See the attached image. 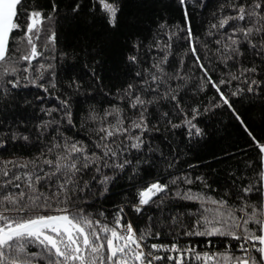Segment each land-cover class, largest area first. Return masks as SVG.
Listing matches in <instances>:
<instances>
[{
    "label": "snow or ice",
    "instance_id": "6c2138e0",
    "mask_svg": "<svg viewBox=\"0 0 264 264\" xmlns=\"http://www.w3.org/2000/svg\"><path fill=\"white\" fill-rule=\"evenodd\" d=\"M175 2L182 23L161 22L149 44L139 37L130 41L125 60L134 69L133 80L116 96L122 106L112 104L102 113L87 114L86 122L96 125L94 141L65 135L61 121L73 128L75 124L68 101L61 100L60 107L41 110L50 118L37 126V141L47 139L44 151L23 161L0 160V264H264V143L236 107L264 97V0H224L218 8L223 14L213 13L214 22L205 31L210 39L203 40L194 31L190 7L203 8L206 0ZM59 7L58 0H48L46 14L37 0H0V95L6 85L20 87L21 74L44 92L56 87L54 75L48 85L40 83L54 67L40 61L57 42L49 24ZM70 10L73 19L86 10L116 29L122 9L121 0H73ZM181 48L185 51L176 60ZM189 55L198 73L193 89L212 92L203 108L185 104L193 79L184 72L183 57ZM217 109L229 114L255 149V159L247 165L248 178L233 179L231 188L218 192L202 176L168 175L135 188L132 199L115 209L111 221L104 211L96 216L85 211L88 201L80 193L98 185V196L104 197L117 175L129 180L141 175L142 165L151 161L147 153L159 152L163 158L159 149L149 146L147 136L153 131L163 127L198 143L208 136L199 118ZM53 113H61L60 119ZM10 138L30 142L23 134L12 133ZM4 147L6 142L0 139V148ZM197 182L214 195L180 187ZM166 199L198 207L182 213L183 219L170 218L182 231H168L169 243L150 242L164 235L159 221L149 216L146 227L134 226L125 209L138 217V223L144 222V211L161 209ZM195 237L204 238L208 250L198 251V243L191 239ZM180 238L189 239L181 244ZM217 243L223 250H217Z\"/></svg>",
    "mask_w": 264,
    "mask_h": 264
},
{
    "label": "trees",
    "instance_id": "16d2710c",
    "mask_svg": "<svg viewBox=\"0 0 264 264\" xmlns=\"http://www.w3.org/2000/svg\"><path fill=\"white\" fill-rule=\"evenodd\" d=\"M58 2L60 4L58 14L55 15L54 22L49 24L58 39L54 47L45 51V58L40 61L54 65L51 72L44 74L45 78L40 83L48 85L54 75L56 87L49 86L48 92H44L43 89L32 86L29 81L23 80V74H21L20 87L11 89L10 86H5L7 91L0 95V139L5 140L6 147L0 148V160L23 161L36 157L44 151L42 145L47 143V139L41 138L39 142L37 141V126L41 121L50 118L41 110L60 107L61 100L68 101L75 124L73 128L67 125L66 121H61L65 135L94 141L96 125L86 122L87 114L93 111L102 113L112 104L122 106V102L116 99V96L133 80L134 69L125 60L126 55L130 54V41L139 37L145 44H149L161 22L167 21L171 25L181 22V12L175 0H121L122 10L116 29H110L102 19L88 15L86 10L81 11L79 16L73 19L70 10L73 0H58ZM37 3L46 8L47 14L48 0H37ZM222 3L224 0H206V6L203 8L190 7V11L195 13L192 18L194 31L202 40L210 39L205 37V31L209 24L214 22L213 13L223 14L218 11ZM38 50H42L39 45ZM184 51L185 49L181 48L175 59L179 60ZM151 54L156 53L153 51ZM183 59L184 72L193 77L188 84L189 91L185 97V104H199L203 108L208 104L212 92L201 93L193 89L198 73L192 68L190 55L184 56ZM93 70L95 76L92 75ZM239 86L244 87V85ZM252 99L254 101L252 104L237 103L236 107L245 115L256 138L264 143L262 139L264 138V119H262L264 97L257 96ZM60 115L61 113H53L56 119H60ZM173 119L176 121L177 118L173 117ZM199 119L200 126L206 129L208 136L198 143L195 140L188 142L176 133L170 134L163 127L159 132L153 131L147 136L150 141L149 146L159 149L163 153V158L159 152L147 153L151 161L142 165L141 175L133 180H129L126 175H117L109 184V192L104 197L98 196V185L93 187L91 192L80 193L88 201L83 204L85 211L92 213L93 216L99 211H104L107 219L111 221L115 209L126 205L132 199L135 188L168 175L187 173L192 178L202 176L211 189H216L218 192L231 188L233 179L242 176L248 178L247 174L250 170L247 165L250 160L254 161L255 149L250 147V141L239 125L222 109L210 111ZM12 133L29 136L30 142L22 139L12 140L10 138ZM48 135L51 136V129ZM140 159L144 161L145 156L141 155ZM105 172L112 175L110 170ZM84 179L88 180L90 177L85 175ZM180 187L182 189L191 187L194 192L203 190L214 195L211 189H203V185L199 182L191 186L181 184ZM77 203L82 202L77 201ZM197 207V204L191 202L166 199L161 205L162 210L149 207L144 211V222L138 223V217L129 208L125 209V215L134 226L140 228L148 225L149 216L153 217V221L158 220V227L164 235L160 241L150 242L169 243L168 231H182V226L172 224L170 218L183 219L185 217L182 213L194 211ZM188 239L180 238V243L184 244ZM191 239L198 243V251L208 250L205 248L204 238ZM216 248L223 250V246L219 243Z\"/></svg>",
    "mask_w": 264,
    "mask_h": 264
}]
</instances>
